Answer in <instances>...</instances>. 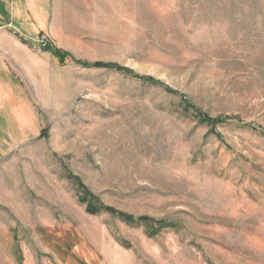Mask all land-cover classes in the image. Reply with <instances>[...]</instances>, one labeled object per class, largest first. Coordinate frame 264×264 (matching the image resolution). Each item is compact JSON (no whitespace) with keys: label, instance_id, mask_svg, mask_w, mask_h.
Masks as SVG:
<instances>
[{"label":"rangeland","instance_id":"obj_1","mask_svg":"<svg viewBox=\"0 0 264 264\" xmlns=\"http://www.w3.org/2000/svg\"><path fill=\"white\" fill-rule=\"evenodd\" d=\"M76 178L146 219L88 212ZM19 256L264 264V0H0V264Z\"/></svg>","mask_w":264,"mask_h":264},{"label":"trees","instance_id":"obj_2","mask_svg":"<svg viewBox=\"0 0 264 264\" xmlns=\"http://www.w3.org/2000/svg\"><path fill=\"white\" fill-rule=\"evenodd\" d=\"M43 48H47L48 50H52L53 53L55 55H58L59 57L63 58V56H65L67 53L65 52H61L60 50H57V49H54L52 47H50L49 45H47V43H43ZM84 65L87 66V63H83ZM96 66V67H111L109 63H101V62H95L93 64H91L90 66ZM121 69L123 71L126 72V74L130 73L132 74L131 70L128 69V68H124V67H121ZM143 80H152L148 77H143L142 78ZM155 83H157V81H154ZM168 89V88H167ZM169 90V89H168ZM182 99V102L185 104V106H189L191 107V105L188 103V101L184 98H181ZM194 108V107H193ZM203 120H205L204 116L202 113H198ZM76 186L80 192L79 196H78V200L81 202V203H84L85 206H86V210L88 212H91V213H96L98 212V210L101 208L102 210L108 212V213H111L117 217H119L120 220L126 222V223H133V222H138V221H142V220H145L146 218L145 217H134L133 215L131 214H128L126 212H122V211H119L111 206H104L102 203L101 204H97V198L95 195H93L91 192H89L87 190V188L85 187V185L83 183H81V181L79 179L76 178ZM147 227L149 228V230L151 229H154V234H156V232H158L159 230L161 229H164V228H168V227H171V225L165 221H161V223L159 221H156L154 222V226L153 225H147ZM18 264H23L22 262V258L21 256H19V259H18Z\"/></svg>","mask_w":264,"mask_h":264}]
</instances>
